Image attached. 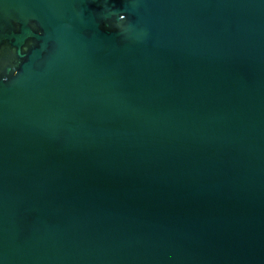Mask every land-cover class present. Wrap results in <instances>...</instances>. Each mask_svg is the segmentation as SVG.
I'll use <instances>...</instances> for the list:
<instances>
[{"label":"water","instance_id":"obj_1","mask_svg":"<svg viewBox=\"0 0 264 264\" xmlns=\"http://www.w3.org/2000/svg\"><path fill=\"white\" fill-rule=\"evenodd\" d=\"M0 264H264V0H0Z\"/></svg>","mask_w":264,"mask_h":264},{"label":"clouds","instance_id":"obj_2","mask_svg":"<svg viewBox=\"0 0 264 264\" xmlns=\"http://www.w3.org/2000/svg\"><path fill=\"white\" fill-rule=\"evenodd\" d=\"M120 18L123 19V16H121Z\"/></svg>","mask_w":264,"mask_h":264}]
</instances>
